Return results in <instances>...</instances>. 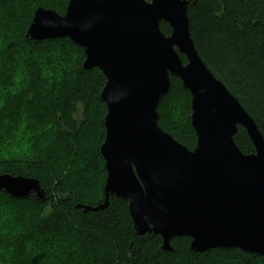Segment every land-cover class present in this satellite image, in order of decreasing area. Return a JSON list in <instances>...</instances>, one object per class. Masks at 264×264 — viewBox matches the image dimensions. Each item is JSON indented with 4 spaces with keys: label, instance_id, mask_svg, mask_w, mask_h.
<instances>
[{
    "label": "trees",
    "instance_id": "16d2710c",
    "mask_svg": "<svg viewBox=\"0 0 264 264\" xmlns=\"http://www.w3.org/2000/svg\"><path fill=\"white\" fill-rule=\"evenodd\" d=\"M69 1L0 0V175L35 178L46 193L40 202L0 190V264H264L237 249L193 253L189 238L164 251L161 236L136 234L128 201L115 196L103 211L77 208L105 199L106 78L83 68L85 52L71 40L27 37L37 9L64 15ZM188 16L200 57L264 137V0H197ZM161 30L171 34L165 23ZM191 101L172 77L158 113L163 131L194 150ZM235 142L243 154L255 152L242 127Z\"/></svg>",
    "mask_w": 264,
    "mask_h": 264
},
{
    "label": "water",
    "instance_id": "95a60500",
    "mask_svg": "<svg viewBox=\"0 0 264 264\" xmlns=\"http://www.w3.org/2000/svg\"><path fill=\"white\" fill-rule=\"evenodd\" d=\"M197 0H70L64 15L39 8L27 31L33 41L69 39L86 56L83 68L106 78L107 106L100 153L107 178L103 211L115 196L128 201L138 236L159 235L164 251L175 238L190 251L237 249L264 257V137L256 122L200 57L188 9ZM167 24L166 36L161 24ZM181 55L186 58L183 62ZM179 79L191 95L190 150L159 126L158 108ZM247 131L255 152L235 138ZM0 190L17 200L46 193L39 180L0 175Z\"/></svg>",
    "mask_w": 264,
    "mask_h": 264
},
{
    "label": "rangeland",
    "instance_id": "374dc122",
    "mask_svg": "<svg viewBox=\"0 0 264 264\" xmlns=\"http://www.w3.org/2000/svg\"><path fill=\"white\" fill-rule=\"evenodd\" d=\"M82 116H83V109L80 108L79 112L76 115L77 120L81 121L82 120Z\"/></svg>",
    "mask_w": 264,
    "mask_h": 264
},
{
    "label": "snow or ice",
    "instance_id": "6c2138e0",
    "mask_svg": "<svg viewBox=\"0 0 264 264\" xmlns=\"http://www.w3.org/2000/svg\"><path fill=\"white\" fill-rule=\"evenodd\" d=\"M3 182H4V181H3V179H0V185H2V184H3Z\"/></svg>",
    "mask_w": 264,
    "mask_h": 264
}]
</instances>
